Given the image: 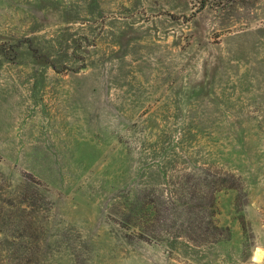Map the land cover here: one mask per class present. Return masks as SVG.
Listing matches in <instances>:
<instances>
[{"label":"rangeland","instance_id":"1","mask_svg":"<svg viewBox=\"0 0 264 264\" xmlns=\"http://www.w3.org/2000/svg\"><path fill=\"white\" fill-rule=\"evenodd\" d=\"M198 8L0 0V264H264V0ZM206 170L221 241L127 237Z\"/></svg>","mask_w":264,"mask_h":264},{"label":"trees","instance_id":"2","mask_svg":"<svg viewBox=\"0 0 264 264\" xmlns=\"http://www.w3.org/2000/svg\"><path fill=\"white\" fill-rule=\"evenodd\" d=\"M211 1L219 4L227 1L234 4L240 0H196L199 8L191 15L173 14L172 17L188 21ZM238 185L233 174L220 173L213 176L206 170L201 174H187L185 179L180 181L181 189L178 191L152 196L154 190H146L143 193L150 201L145 206L137 208L136 204L130 203L131 206L125 208V219L134 223L127 237L131 240L155 243L162 240L157 236L160 233H173L177 237L184 236L197 245L217 243L223 239L221 232H229V229L219 227L214 221L217 213V194L223 189L236 188ZM9 224L0 226V246L5 241L8 242L6 229H9Z\"/></svg>","mask_w":264,"mask_h":264}]
</instances>
